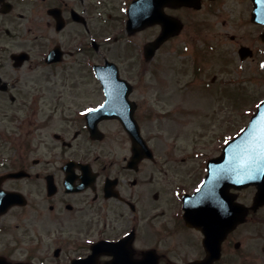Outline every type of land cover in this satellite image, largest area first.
I'll use <instances>...</instances> for the list:
<instances>
[{
	"label": "flooded vegetation",
	"instance_id": "af4514ba",
	"mask_svg": "<svg viewBox=\"0 0 264 264\" xmlns=\"http://www.w3.org/2000/svg\"><path fill=\"white\" fill-rule=\"evenodd\" d=\"M225 1L160 4L155 16L163 13L183 27L148 57L146 48L161 36L163 24L142 25L144 20L135 18L138 25L129 28L128 20L132 8L138 17L146 12L143 5L151 12L150 0H0V100L29 97L25 120L16 107H0V208L8 205L0 214V264H189L186 242L176 238L181 231L201 236L206 255L202 232L186 225L183 199L200 187L212 157H175L172 146L163 148L146 136L148 149L139 147L137 156L122 122L88 116L106 102L99 83L101 98L90 106L94 66L111 61L132 89L136 119L148 117L135 93L155 75L157 56L181 37L182 11L247 13L252 23L253 0ZM252 25L260 46L239 43L237 52L249 47L251 55L240 61L258 62L264 72L259 40L264 27ZM27 33L35 35L29 42ZM142 34L150 37L139 43ZM10 38L21 41L19 50H13ZM118 41L128 47L124 55L130 63L107 58ZM94 55L105 59L95 63ZM197 66L202 75V64ZM23 69L52 72L24 81ZM51 79L55 86H46ZM216 79L206 82L205 91ZM137 121L143 132V118ZM20 145L33 153L21 154ZM40 145L47 151L36 152Z\"/></svg>",
	"mask_w": 264,
	"mask_h": 264
},
{
	"label": "rangeland",
	"instance_id": "374dc122",
	"mask_svg": "<svg viewBox=\"0 0 264 264\" xmlns=\"http://www.w3.org/2000/svg\"><path fill=\"white\" fill-rule=\"evenodd\" d=\"M225 2L230 4L231 0ZM180 16L185 22L181 37L173 40L170 48L157 56L152 64L155 75H149L148 84L135 93L142 104L143 114L148 116L139 115L137 119L143 118L144 136L163 148L172 146V156L196 154L198 159H209L220 155L223 146L246 128L264 100V72L258 71V62H241L237 52L239 43L259 47L256 40L259 30L253 27L247 13L182 11ZM33 36L34 33H27L26 40L31 41ZM149 37L150 34H142L138 42ZM233 37L236 41H232ZM9 41L13 50L20 49L21 41L11 38ZM126 47L124 41H118L113 50L108 51L107 58L117 63H130L124 55ZM93 58L95 63L105 59L98 55ZM198 63L203 66L202 75L196 72ZM48 72L52 71L36 69L29 73L23 69L21 74L26 81L42 78ZM213 78H217L216 86L205 91L206 82H214ZM93 80L94 95L90 98V106L98 105L101 98L99 83L95 78ZM50 81L52 84L45 82L46 86L54 87L57 83L54 79ZM28 102L29 97L25 95H17L13 102L10 97L2 96L0 107H16L17 116L25 120L28 115L24 107L29 105ZM113 139V144L117 145L118 136ZM43 151H47L44 145L36 150ZM20 152L33 153L29 145H20ZM202 176L201 172L200 178ZM255 193V188L240 191L239 202L252 206ZM141 228L144 230L146 226ZM176 236L186 242L190 260L204 256L200 247L201 236L184 231ZM236 244L240 245L239 248ZM223 246V258L218 264H264V208L255 214L250 212L244 225Z\"/></svg>",
	"mask_w": 264,
	"mask_h": 264
},
{
	"label": "water",
	"instance_id": "95a60500",
	"mask_svg": "<svg viewBox=\"0 0 264 264\" xmlns=\"http://www.w3.org/2000/svg\"><path fill=\"white\" fill-rule=\"evenodd\" d=\"M256 1L254 0L256 10L252 19L255 23L264 24V0H258V3ZM150 2L155 3L151 5V12H149V7L146 9L148 23L150 21L164 23L161 17L155 16V8L160 7V4L165 2L167 4L179 2L188 5L197 3L196 0H150ZM143 19H146L144 14ZM131 23L135 25L134 20ZM169 27L164 29L158 40L147 47V56L151 57L152 52L165 39L171 37L173 32H178L182 26L175 21V24ZM262 38L264 40V33ZM109 66L115 69L108 72L100 68L97 70V76L102 80L104 90H106L108 102L94 113H101L102 117L119 118L130 132L133 142L143 144L138 124L134 119L136 107L128 99L131 89L125 81L119 79L116 66L112 63ZM223 149L221 157L210 161V172L203 185L184 202L188 226L202 229L207 236L204 245L207 247L208 256L202 262L196 261L191 264H213L219 260L221 244L228 236L227 234L245 221L248 208L235 201L236 195H231L230 189H244V187L256 185L258 192L252 209L255 211L264 205V102L253 115L248 127ZM200 199H202V207L199 209L197 201ZM210 199H212L211 202Z\"/></svg>",
	"mask_w": 264,
	"mask_h": 264
}]
</instances>
